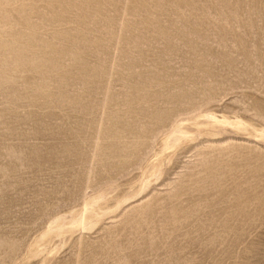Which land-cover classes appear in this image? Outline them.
Wrapping results in <instances>:
<instances>
[{
  "label": "rangeland",
  "instance_id": "1",
  "mask_svg": "<svg viewBox=\"0 0 264 264\" xmlns=\"http://www.w3.org/2000/svg\"><path fill=\"white\" fill-rule=\"evenodd\" d=\"M0 264H264V0H0Z\"/></svg>",
  "mask_w": 264,
  "mask_h": 264
}]
</instances>
